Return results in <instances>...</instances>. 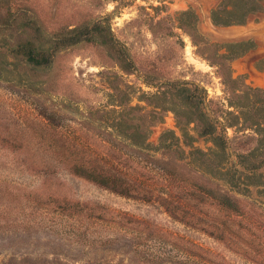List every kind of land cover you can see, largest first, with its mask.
I'll return each mask as SVG.
<instances>
[{
  "label": "rangeland",
  "instance_id": "374dc122",
  "mask_svg": "<svg viewBox=\"0 0 264 264\" xmlns=\"http://www.w3.org/2000/svg\"><path fill=\"white\" fill-rule=\"evenodd\" d=\"M6 1L40 18L47 32L107 19L137 70L124 73L110 52L82 44L60 55L37 86L0 76V264H264L263 186L233 191L191 149L160 148L166 132L180 136L170 106L147 137L131 136V120L148 124L163 112L160 86L186 81L206 92V112L226 126L230 163L261 147L253 111L230 105L248 88L264 91V13L217 27L211 12L220 0ZM188 11L198 17L197 34L181 27ZM206 40L255 48L217 67ZM195 146L214 148L206 139ZM74 151L113 165L136 196L74 176ZM260 174L249 181L264 183ZM221 195L233 206L223 207Z\"/></svg>",
  "mask_w": 264,
  "mask_h": 264
},
{
  "label": "trees",
  "instance_id": "16d2710c",
  "mask_svg": "<svg viewBox=\"0 0 264 264\" xmlns=\"http://www.w3.org/2000/svg\"><path fill=\"white\" fill-rule=\"evenodd\" d=\"M2 12L4 14L0 16V36L2 34L5 36H2L0 40V76L4 80L8 77L10 79V76L24 81L26 78V81L33 87L37 86L35 79L48 73L60 55L82 44L98 46L110 52L124 73L133 74L137 70L135 62L115 37L107 19H89L73 25L51 27L52 30L47 32L41 19L24 7L13 12L12 4L6 0H0V15ZM259 13H264V0H220L218 7L211 12V20L217 27L243 26L250 16ZM181 17L190 19L188 22L181 20V27L188 29L189 32L192 31L190 33L197 34V15L188 11L184 12ZM205 45L209 47L210 58L214 63L216 60L229 61L241 57L255 48L253 41L216 44L206 40ZM222 50H225V54H221ZM222 77L226 80L224 73ZM231 81L235 84L238 82L233 78ZM227 82L225 81L226 84ZM147 84L152 83L147 81ZM160 87L162 93L155 97H163L164 103L161 105L163 112L154 113L155 120L152 119L148 124L144 120L142 124L131 120L133 122L131 123L133 129L131 136L136 138L134 142H139L142 134H146L145 137H147V131L150 132L152 127L164 119L165 106H170L176 113L180 136L173 131L166 132L161 138L160 148L167 152L181 150V145L191 149V157H198L197 160L201 165L215 170L221 176L220 180L224 181L233 191L242 192L249 190L252 186L264 187L262 181L261 183L249 181L263 176L259 175V172L264 169V123L261 122L264 116V91L248 88L242 96L235 95L236 101L231 102L230 107L238 110L247 108L253 111L250 112L255 117L253 126L260 136L258 143L261 145L249 153L238 154L236 165L230 163L226 126L218 118L206 112L208 106L206 92L199 85L186 81H170L163 83ZM262 102L263 107L261 108L259 104ZM199 139L211 140L214 148H209L207 152L199 149L195 146ZM59 148L65 156L67 149L65 150L62 146ZM79 157L78 151L72 152L69 157L70 171L74 176L124 197L136 196L137 186L130 178L116 173L113 165L105 167L104 164L82 160ZM219 199L223 207L233 206L231 199L227 196L221 195Z\"/></svg>",
  "mask_w": 264,
  "mask_h": 264
}]
</instances>
